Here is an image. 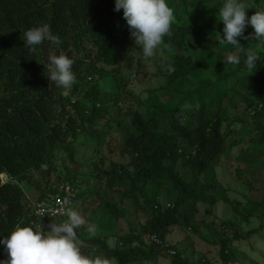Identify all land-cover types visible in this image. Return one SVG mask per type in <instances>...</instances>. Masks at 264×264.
Here are the masks:
<instances>
[{
    "label": "trees",
    "instance_id": "1",
    "mask_svg": "<svg viewBox=\"0 0 264 264\" xmlns=\"http://www.w3.org/2000/svg\"><path fill=\"white\" fill-rule=\"evenodd\" d=\"M253 9L264 10L260 0L253 1ZM116 16H122V10L113 11V0H0V176L8 178L4 182L0 180V236L8 235L15 226L37 228L42 222L32 214L34 202L25 195L20 182L32 186L35 202L62 194L59 187L64 184L77 191L75 201L86 193H94L92 190L78 192L74 179L66 180L59 187L50 185L55 170L53 161L60 150L67 162L74 164L77 146L82 144L83 137L95 143L93 153L100 157L109 134L100 126L110 108L117 106L116 124L128 132L127 137L118 142L119 155L128 161H110L111 167L105 171L109 178L106 187H113L117 181L127 186L110 190L111 197L120 194L131 206L143 209L140 193L150 183L163 188L172 184L176 197L167 207L150 201L152 210L144 225H139L137 230L130 224L128 234L117 236L111 245L106 238L91 242L108 252L114 264H144L156 257L170 259L169 264H213L209 259L189 260L178 244H169L166 237L175 226L189 227V214L182 210L187 203L193 207L197 201L206 204L215 201L207 194L211 187L206 181L202 182L201 176L215 167L226 152V136L221 133L222 118L217 111L195 121L181 106L194 92H185L173 109L165 113L167 127L155 129L132 109L134 102L123 107L118 94L103 91V83L108 78L120 82L115 75L120 36L125 33L116 25ZM42 23H47L62 43L57 47L45 41L35 53L29 54L23 48V32ZM172 28L171 35L165 36L163 43H174L180 51L160 68L161 75L169 82L193 73L191 60L185 54L187 38L215 35V31H206L193 21L188 26L172 23ZM237 39L244 48H249L250 38ZM61 53L74 61L72 71L76 82L70 89L55 86L45 76L47 57ZM168 65L174 68L173 72L167 71ZM236 71L226 72L216 80H229ZM165 87L180 92L169 83ZM249 96L250 103L241 102L242 115L252 121L264 118V84L260 91ZM239 102L236 101L238 107ZM247 123L242 122L243 126ZM255 130L257 141L264 146V125L256 123ZM102 160L104 158L100 157ZM167 161L172 164L170 168L165 166ZM90 164L93 169L97 168L96 164ZM94 173L96 170L90 171ZM37 177L39 179H35ZM105 205L113 217L124 218L130 214L125 212L122 199L118 208L109 202ZM258 206L263 210L262 217L264 199ZM232 209L244 220L248 219L237 204ZM261 217L257 228L243 234L232 228V222L222 223L228 232L223 231L214 244L220 264H241L240 252L234 243L245 241L251 245L255 239H264ZM143 234L158 243L143 240ZM168 250L173 254L169 255ZM84 255L89 257L87 252ZM0 259H7L2 245Z\"/></svg>",
    "mask_w": 264,
    "mask_h": 264
},
{
    "label": "rangeland",
    "instance_id": "2",
    "mask_svg": "<svg viewBox=\"0 0 264 264\" xmlns=\"http://www.w3.org/2000/svg\"><path fill=\"white\" fill-rule=\"evenodd\" d=\"M253 1L246 0L252 6ZM166 2L173 9L172 23L188 26L193 21L206 31H215V35L209 34L206 37L191 35L187 38L185 54L191 60L193 73L186 78L169 82L168 78L161 75L160 68L164 62L176 57L180 48L174 43L162 42L153 58L143 59L139 55V48L133 44L125 20L122 16H116L114 17L116 25L125 33L124 36H120L119 63L115 75L119 77L120 82L108 78L103 83V91L118 94L123 107L127 103L134 102L132 109L155 129L167 127L165 113L173 109L185 92H194L188 99L182 101L181 106L195 121L205 119L207 113L208 115L217 111L220 113L223 121L221 133L226 136V152L219 158L215 167L209 168L201 176L202 182L206 181L211 187L207 194L212 195L215 201L213 204L197 201L193 207L187 203L182 210L189 214V227L175 226L170 229L166 237L169 244H178V248L182 249L183 255L189 260L202 258L211 260L213 264H220L216 254L217 247L214 244L223 231L228 232L222 223L232 222V228L243 234L259 226L263 211L258 203L264 199V146L257 141L258 132L255 130V124L264 125V118L256 121L246 120L241 113L243 108L241 102L250 103L249 95L260 91L264 84V45L249 36L251 40L249 48L258 50L262 55V61L257 63L253 74L245 73L240 65L233 66L222 62V58L228 53H234L235 49L230 45H220L216 41L223 26L222 22L218 21L217 12L221 0H166ZM260 2L264 8V0ZM253 11V7L248 9L246 16H250ZM251 32L252 28L246 26L244 34L248 36ZM234 70L237 71L229 80H216L222 74ZM168 83L180 92L167 89L165 85ZM198 86L200 89H197ZM238 100H240L239 107L236 103ZM118 113L117 106L111 107L110 113L100 126L101 129L109 132L100 154L104 160L100 161L99 154L94 155L95 143L83 137L80 139L82 144L77 146L78 152L75 153L74 164H69L62 152L57 151L53 161L55 170L50 177V185L53 187H59L66 180L74 179L78 192L94 191V193H86L71 206V210L79 213L86 221L85 225L75 229L76 243L83 255L87 252L89 257L107 258L109 264L114 262L107 255L108 252L101 250L99 245L93 244L91 240L106 238L107 243L111 245L117 236L128 234L130 224L136 226L137 230L139 225H144L152 210L150 201H157L163 207H167L176 197L172 184L163 188L151 183L140 193L143 209L131 206L120 194L111 197L110 190L113 188L121 190L127 186L126 183L117 181L112 185L113 187H106L109 178L105 171L111 167L110 161L118 163L128 161L127 158L119 155L118 142L125 139L128 132L124 127L116 124ZM243 121L248 122L246 126H243ZM234 142L237 144L231 146L230 144ZM90 163L96 164L97 168L90 167ZM176 164L179 165V162ZM171 165L169 161L165 163L168 168ZM91 170H96V173L90 174ZM7 179L5 175L0 176L2 182ZM19 186L28 199L34 202L36 194L32 186L25 182H20ZM95 192L106 197L100 198ZM121 199L124 202L125 212L130 214L124 218L113 217L106 208L105 202L118 208ZM234 204L247 214V220L235 214L232 209ZM261 218L264 221V213ZM50 223L55 221L41 222L37 228L41 226L46 231ZM88 224L97 226L95 236L88 235L86 231ZM144 237L145 234L141 236L142 239ZM250 244L245 241L234 243L237 252L241 253L238 255L241 264H264V239H255ZM169 260L156 257L144 264H169Z\"/></svg>",
    "mask_w": 264,
    "mask_h": 264
},
{
    "label": "clouds",
    "instance_id": "3",
    "mask_svg": "<svg viewBox=\"0 0 264 264\" xmlns=\"http://www.w3.org/2000/svg\"><path fill=\"white\" fill-rule=\"evenodd\" d=\"M252 7L246 0H221L217 12L218 21L223 26L216 41L220 45H230L235 49L234 53H228L222 58L223 63L240 65L243 72L253 74L257 63L262 61V55L253 48L242 47L237 39L248 40L250 36L264 45V10H255L250 16H246V11ZM120 10L134 46L140 50L141 58H153L163 38L171 35L173 9L166 0H113V11ZM246 26L252 28L248 36L244 35ZM45 41L57 47L62 43L47 23L23 32V48L29 54L35 53L38 46ZM73 63L64 53L50 54L47 57V80L57 87L70 89L76 82L72 71ZM167 71L171 73L174 68L168 65ZM85 223L79 213L69 211L66 221L50 223L46 231L41 226H15L8 235L0 236V245L7 255V259H0V264H109L107 258H90L81 253L76 243L75 229ZM86 231L90 237L95 236L97 226L88 224Z\"/></svg>",
    "mask_w": 264,
    "mask_h": 264
},
{
    "label": "built area",
    "instance_id": "4",
    "mask_svg": "<svg viewBox=\"0 0 264 264\" xmlns=\"http://www.w3.org/2000/svg\"><path fill=\"white\" fill-rule=\"evenodd\" d=\"M59 190L62 191V194L52 195L48 197L47 201H34L32 214L39 221H66L67 214L69 211H72L71 206L75 202V191L68 184L61 185ZM41 214L43 215L41 216ZM144 239L147 241L150 239L149 242L158 243L157 240L148 235ZM168 253L172 255L173 251L168 250Z\"/></svg>",
    "mask_w": 264,
    "mask_h": 264
}]
</instances>
